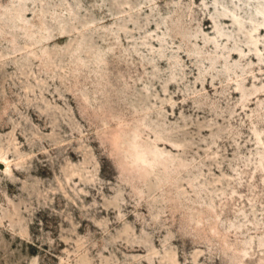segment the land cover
Returning <instances> with one entry per match:
<instances>
[{
	"label": "rangeland",
	"instance_id": "374dc122",
	"mask_svg": "<svg viewBox=\"0 0 264 264\" xmlns=\"http://www.w3.org/2000/svg\"><path fill=\"white\" fill-rule=\"evenodd\" d=\"M261 9L0 0V264H264Z\"/></svg>",
	"mask_w": 264,
	"mask_h": 264
},
{
	"label": "bare ground",
	"instance_id": "6f19581e",
	"mask_svg": "<svg viewBox=\"0 0 264 264\" xmlns=\"http://www.w3.org/2000/svg\"><path fill=\"white\" fill-rule=\"evenodd\" d=\"M259 13L262 15V17H263V19H264V9L259 10ZM237 16H238V15H237ZM238 24L240 25V27L242 26L241 23H238ZM262 25L264 26V20H263L262 23L259 22V23H258V26H256V27L254 28V30H259V26H262ZM251 40H252V42L255 41L254 38H252ZM218 42H219V41H218ZM256 50H257L258 52L260 51L259 49H256ZM147 149H149V147H148ZM141 151H142V150H141ZM145 151H146V150H145ZM153 152H154V151H153ZM148 153H149V152H148ZM148 153L146 154L145 152H141V153H140V156H139V159L142 160V161L144 162V160L148 158V155H149ZM154 153H155V152H154ZM151 154H152V153H151ZM153 156H154V155H153ZM148 159H149V158H148ZM148 159H147V160H148ZM147 160H146V161H147ZM149 160H150V159H149ZM150 161H151V160H150ZM150 161H149V162H150ZM147 162H148V161H147ZM143 164H145V163H143Z\"/></svg>",
	"mask_w": 264,
	"mask_h": 264
}]
</instances>
